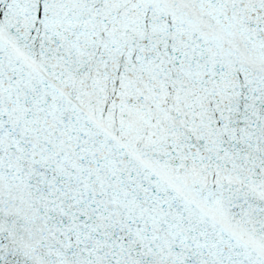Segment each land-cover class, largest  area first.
<instances>
[{
	"label": "snow or ice",
	"instance_id": "1",
	"mask_svg": "<svg viewBox=\"0 0 264 264\" xmlns=\"http://www.w3.org/2000/svg\"><path fill=\"white\" fill-rule=\"evenodd\" d=\"M0 264H264V0H0Z\"/></svg>",
	"mask_w": 264,
	"mask_h": 264
}]
</instances>
